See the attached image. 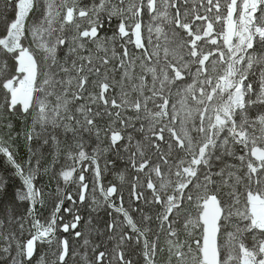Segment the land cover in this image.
I'll return each instance as SVG.
<instances>
[{
    "label": "snow or ice",
    "instance_id": "1",
    "mask_svg": "<svg viewBox=\"0 0 264 264\" xmlns=\"http://www.w3.org/2000/svg\"><path fill=\"white\" fill-rule=\"evenodd\" d=\"M0 264H264V0H0Z\"/></svg>",
    "mask_w": 264,
    "mask_h": 264
},
{
    "label": "rangeland",
    "instance_id": "2",
    "mask_svg": "<svg viewBox=\"0 0 264 264\" xmlns=\"http://www.w3.org/2000/svg\"><path fill=\"white\" fill-rule=\"evenodd\" d=\"M110 177V175L107 177V180H109V181H113L111 178H109ZM118 182V181H117Z\"/></svg>",
    "mask_w": 264,
    "mask_h": 264
},
{
    "label": "trees",
    "instance_id": "3",
    "mask_svg": "<svg viewBox=\"0 0 264 264\" xmlns=\"http://www.w3.org/2000/svg\"><path fill=\"white\" fill-rule=\"evenodd\" d=\"M109 178H111L114 181V177L112 175H110ZM53 188H54V185H53Z\"/></svg>",
    "mask_w": 264,
    "mask_h": 264
}]
</instances>
